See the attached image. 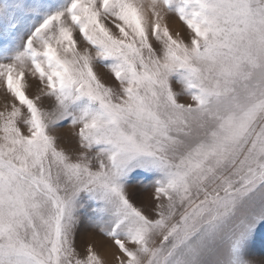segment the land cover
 <instances>
[{
	"label": "rangeland",
	"instance_id": "rangeland-1",
	"mask_svg": "<svg viewBox=\"0 0 264 264\" xmlns=\"http://www.w3.org/2000/svg\"><path fill=\"white\" fill-rule=\"evenodd\" d=\"M91 234L264 264V0H0V264Z\"/></svg>",
	"mask_w": 264,
	"mask_h": 264
},
{
	"label": "bare ground",
	"instance_id": "bare-ground-1",
	"mask_svg": "<svg viewBox=\"0 0 264 264\" xmlns=\"http://www.w3.org/2000/svg\"><path fill=\"white\" fill-rule=\"evenodd\" d=\"M176 23V22H175ZM172 26V25H171ZM54 27V26H53ZM58 29V28H57ZM51 30V29H50ZM79 45V44H78ZM77 47V46H76ZM220 66V65H219ZM218 66V67H219ZM18 112V111H17ZM17 114V113H16ZM16 117V116H15ZM22 118V116H21ZM21 123V121L19 122ZM219 135V134H218ZM203 139V138H202ZM123 228V227H122ZM94 235V234H93ZM88 237V244L90 245L91 253H95L98 256L100 261L98 264H124L122 260H119V255L116 249L113 246L105 247V241L102 240L100 237L89 235ZM101 249V250H100ZM132 250V249H131ZM94 255V254H93ZM92 256V255H91ZM93 257V256H92ZM95 257V256H94ZM93 257V258H94ZM122 259V258H121Z\"/></svg>",
	"mask_w": 264,
	"mask_h": 264
}]
</instances>
